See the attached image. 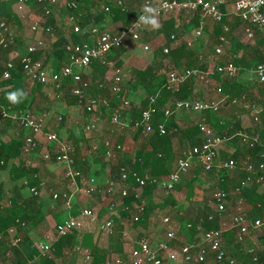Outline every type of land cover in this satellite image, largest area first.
Here are the masks:
<instances>
[{
	"label": "crops",
	"instance_id": "1",
	"mask_svg": "<svg viewBox=\"0 0 264 264\" xmlns=\"http://www.w3.org/2000/svg\"><path fill=\"white\" fill-rule=\"evenodd\" d=\"M89 1L91 2V0ZM84 3H86V1ZM234 3L235 0H223V4L221 5V11L224 14L226 25H228L232 30L229 39L230 45L226 48L225 51L227 52L226 55H224L225 58L224 56L222 57V61H233L237 65L240 73H238V76L235 79L224 78L225 80L233 81V83H231L230 89L228 88V92L224 91L227 94V98L221 105L220 110L227 104L238 106L246 112L247 117H251L250 119L253 121V124H250V121L242 115L237 116L236 120H234L230 126H227L229 123L228 120H224L220 117L218 119H220L219 122H221V124L226 125V129H224L222 133L228 132L229 134H233L236 131H243L251 136L259 134L261 138V134L259 132L260 126H258V123L260 122V115L264 110L260 113L259 121L257 122L253 118V106L257 105L256 107L261 108L264 104L259 105L258 103L250 101L247 91L250 87L256 84L261 85L264 88V84L258 81L254 72L256 66L261 63L258 62V60L264 54V45L258 46L256 44V40L264 37L257 31L255 40L250 42L244 40L247 26L245 23L247 22L236 15ZM20 6L22 7L20 8ZM57 8L58 7L53 10L51 16H44L38 8L35 0H25L22 2L15 0L12 5L14 15L12 18L7 19L15 31L17 35V43L21 47L35 41V39L41 36L47 35L42 31H37L35 33L31 31L30 24L37 17L41 16L42 20H44V26H50V28L53 29L54 32L48 34L49 40L46 38V46L43 49H40L36 54V58L40 59L50 71L61 70L70 62L69 57H67V52V55L65 54L63 58H59L55 54L53 51V44L56 41H59L62 36L66 37L68 43L75 42L74 37L81 31L77 30V27L79 26H75L74 28H71L70 33L67 32V27L70 28V26H72L71 20H75V17L72 16L71 20L65 19L62 14L57 13ZM140 10L141 8L138 9L137 15ZM206 16V14L200 11L174 12L168 15L155 16L160 27L153 29L150 25H145V28L141 32L144 31L143 33H146L154 40L164 34V32H162L164 29H168L167 31H169V35L176 34L178 43H168L167 45H164V47H169L172 52L174 51L175 54L174 56L171 55L168 57L166 62H170L174 66L179 64L178 70H185L184 68L187 66L198 63L199 60L197 61V57L199 59V56L204 55L205 61L207 62L203 63H205L208 67L207 70L212 71L213 74H215L214 69L216 62L215 59L213 60L212 58L218 41L217 43L215 41L212 43L211 37H216L215 40H219L216 28L220 23L215 22V24L211 22V24L209 23L206 25L203 21ZM89 18L91 17H88L87 19ZM112 21L120 27L123 26L121 20ZM244 24L245 26L243 27ZM97 25L103 28L105 26H110L111 24L109 22H102ZM198 32H200V36L198 37L200 40L194 42L197 39L195 34ZM164 37L168 39V35ZM155 53L152 55H143L139 50H136V48L130 47L127 51L122 52L120 56L112 58L114 60L112 63H120L123 65V68L125 67L124 70L128 73L130 68L135 67L136 65L152 63L155 58ZM4 58L7 60L11 59L9 51H4ZM94 65L95 68H75L77 72L82 74L83 79L88 83L86 88L90 87V89L88 88L86 91V88H84V94L87 99L102 98L101 95H109L108 93L110 91V87L112 86V69L110 67L107 68L105 73L101 75L99 71L100 66L97 64ZM22 73L23 77L20 79L19 84L16 81L13 84L0 87L1 95L4 93L6 96L7 93L11 91L24 90L25 94L28 95V105H30L35 100H46V102H48V100L53 98L52 94H54V98L58 99V105H56V103L50 108L52 120L50 122L49 129L58 132L61 141L70 142L74 147V157H77L75 160L76 167L79 166V169H81L83 180L78 181L80 187L79 190L75 192L76 194L73 198L74 203L72 208H68L63 200L54 201L52 199L53 192L71 188L70 179L66 177L65 174V167L56 162L53 158L50 160H45L44 158V153L47 150H51L54 156V154L58 152V144L54 142L49 144L44 140H40L36 148L29 155H26L23 152L24 142H21L20 156L17 158H10L7 162L6 168L0 171V187L2 188L0 203L7 206V203L9 205L11 203V199L18 195L19 200L29 197L33 195L30 192V188L36 187L39 191V195L33 196L38 197L39 205L37 208H40L38 210L40 211L43 219L39 223L24 221L17 225H12L7 229L8 233L6 236L3 233H0V264H20L19 257L13 253L12 248L18 244L22 245L26 238L29 239L27 242L29 244L25 243L24 246L20 247V250L22 251L20 252L21 256H28L31 249L34 248L38 249L41 252V255L50 254V256H53V253L51 252L54 250V242L60 238L57 234L59 225L70 216L78 215L84 208L93 210L96 213L97 219L93 220L90 217H81L80 220L82 225L80 228L75 230H79V234H82L83 232H89L92 234L93 244L100 254V256H98L105 257L103 264H106L107 261L116 257L124 259L125 264H132V252L135 249H139L138 241L142 237H149L152 240L153 247H156L161 241L168 239L169 234H173L176 238V236L179 235V227L182 226V223L180 224L179 220L172 221L169 219L170 213L178 211L180 216L189 217L192 214L196 216L197 213H199L200 208L203 206L213 209L211 201L212 193L214 188L217 186H222L223 184L227 186L225 192L228 194V207L231 205V214L233 213L237 199L242 197L241 191L239 195L237 192V188L240 186V184H238L241 179L240 175L243 173L246 175L247 173L240 167L245 161H248L249 158L254 160V162L259 161V154L262 152V148H260L257 155L241 153L240 156L242 157L239 156L238 168L234 170L215 168L210 172H205L199 163L194 162L189 171L182 176L181 182L177 184L172 191H167L163 185H155L153 188L148 189L144 188L141 194L147 204L146 208L148 209L151 206L156 208L154 209V213L152 212L149 216H147L144 224H135V222L129 220L130 215L129 217L124 215V207L121 204L122 201L124 204H130L133 200L126 202V199L131 195L124 198L118 190L110 193L106 182L109 178H113L120 184L121 188H127L129 193H134V187L132 184L126 182L124 183L119 179L120 165L124 164L126 167L129 166V162L134 159L135 151L144 146V142L148 136L143 135L141 139L135 140L132 135H124L122 132L125 130L119 128V124L114 122V120H109L108 115H105L104 111L101 112L99 109L89 111L86 105L79 103L78 97L73 93L72 89L76 85L75 82L72 89L68 86H61V88H63H60L59 91L55 90L52 84L31 85L24 72ZM213 78V82L216 79H223L218 77L216 78L214 76ZM64 81L65 80H63L62 83H64ZM187 85V93H189V91L192 92L189 97L192 98L197 97V89L200 90V88L204 87L205 84L193 80ZM128 88L129 93L127 99H130L132 103L140 102L141 98L137 96V94H135L136 98H134L135 90H133L130 84ZM137 90H141V88H138ZM87 91H89L90 96L87 94ZM214 95H216V89L211 95L205 94L204 97H199L206 99ZM243 95L246 96V99L242 102V104L233 103L234 98H239ZM110 96H113L112 93ZM171 100H174V98ZM260 101H263L264 103V92ZM49 103L51 104V102ZM168 104L170 105L171 102L169 101ZM20 109L32 108L29 106L27 108H18V110ZM127 113H124L127 115L126 117H128ZM213 114L215 113L180 112L174 114L176 127L180 130L178 131L177 129H174L173 131V147L177 151L178 156L184 149L190 148L188 144L191 138L189 137L190 135L187 130L192 126H197L199 128V124L205 122L212 127L217 134H219L214 127L217 124V119H214ZM218 114L220 113H217V115ZM57 115L64 116L61 123L56 121ZM123 118L124 117L122 116V121H126L123 120ZM237 120L240 123L241 128L235 127ZM1 121L2 123H5V132L11 130V132L5 133L7 136L5 137V141L8 142L11 138L14 139L19 128L8 119H0V122ZM91 121L96 122L97 127L91 134H89L84 130V127ZM98 130H100V132ZM106 140L123 146L122 150H118L116 158L107 157L103 151H89L91 146L94 144L103 146V143ZM196 140V145L202 144L205 140L200 128L199 135ZM231 141L227 143L230 144ZM225 144L222 145L223 147L221 146L219 148L217 163L232 160V157H228L229 155H226L227 158L222 160L221 154ZM145 147L146 151L151 150V146L149 144L146 143ZM15 167L18 168L20 172H23L24 169L31 172L33 178L35 179L34 182L29 184L26 176L14 179L16 171L13 170V168ZM245 177H247V175ZM254 185L255 183H250L246 187L251 188ZM91 186L95 188L93 193L94 195H87L84 190ZM233 195L236 198L235 200ZM242 198L245 200L244 197ZM168 200H170V202H168ZM162 205H164L163 208L161 207ZM245 205L246 213H248L251 209V205L247 201ZM107 219H111L113 221L115 229L114 233H107L101 228L103 222ZM230 219L228 222H230ZM225 221L227 222V220ZM190 227H192V223L187 224V228ZM227 232L229 233L228 235L234 236L233 230H228ZM175 238L172 241L174 246L176 245L174 242ZM17 239H20V241L16 243ZM82 240L83 238L81 235L77 234L74 246H72L71 249H67L62 256L55 257L56 263H89L93 257H90L88 249L81 246ZM193 241L194 240H191L189 242ZM30 244H32V246ZM42 244L51 246L48 252L43 253L41 249ZM87 254L89 255L88 257ZM178 259L181 260L182 258L180 257ZM32 261H36V263L39 264V255H34V258L29 260V264H31Z\"/></svg>",
	"mask_w": 264,
	"mask_h": 264
},
{
	"label": "built area",
	"instance_id": "2",
	"mask_svg": "<svg viewBox=\"0 0 264 264\" xmlns=\"http://www.w3.org/2000/svg\"><path fill=\"white\" fill-rule=\"evenodd\" d=\"M2 1L3 0H0V4ZM19 1L22 2L25 0ZM35 2L44 16H50L53 10L59 6L78 7L77 0H35ZM126 2L127 0H113L114 5L125 10L128 9ZM222 4L223 0H142L141 10L131 25L121 26L116 32L94 25L83 30V32L89 36V40L82 43H67L65 45V51L68 53L70 62L58 71H50L40 59L36 58L37 52L46 46V36H41L35 39V41L21 47L17 43V35L10 23L5 18H0V82L11 78L12 70L15 69L17 63L21 65L31 85L52 84L55 90L60 91L62 81L66 78H72L76 83L73 93L78 97L79 103L86 105L89 111L99 109L103 112V108H108L110 106L109 98L87 99L84 94V88L88 86V83L83 79L82 74L77 72L75 68L88 69L93 60H101L102 63L112 69L111 93L113 96L119 97L122 84L128 79V73L123 67L117 66L109 61L108 57L115 53L117 49L123 47L128 40H140L141 31L145 28L146 24L139 22V17L145 14V7L155 9V16L168 15L174 12L200 11L214 22L222 23L224 19V14L221 11ZM21 7L22 6H20V8ZM234 8L236 15L247 22L245 35L249 40H255L257 31L264 37V0H235ZM104 11L105 13H110L111 5H105ZM30 28L34 33L42 31L47 35L50 34L52 30L50 26H44V20H42L41 16L31 22ZM225 29H227V27H225ZM77 30H81L80 26L77 27ZM198 34H200V32H198ZM170 40L173 44L178 43L174 34L170 36ZM229 45L230 40L227 36L222 35L219 37V42L215 47L212 58L213 60L215 59L216 62L214 72L218 73L222 78L235 79L239 73L237 65L233 61H222L225 50ZM145 49H148V46H145ZM4 51H9L11 56V59H8L6 63L4 62ZM163 51L164 53H169L170 48L165 47ZM199 61L207 62L205 61L204 55L199 56ZM254 72L258 81L264 84V62L259 63ZM213 79V72L207 69H174L168 73L167 88L178 92L183 85L193 80L209 85L213 83ZM226 98L227 94L224 92L221 85L216 88V95L210 98H176L170 105L164 108L165 120L154 124V105H156L157 102V98L154 96L150 98L148 108L143 110L140 120L136 122L134 127L142 128V132L145 135L155 132L159 135H165L167 134L166 118L180 112L219 113L220 107L225 102ZM245 99L246 96L243 95L239 98H234L233 103L242 104ZM130 102L129 99H126L123 102V106L129 108ZM256 106L257 105L253 106V118L258 122L259 115L264 110V106L261 108ZM0 119L12 121V123L19 128L17 134H20V130L23 131V152L26 155H29L36 148L40 140H44L49 144L53 142L58 144V152L54 154V159L65 167V174L66 177L70 179L71 188L53 192L52 199L54 201L63 200L68 208H72L75 192L79 190L80 187L78 181L83 180V175L81 169L76 167L73 153L74 147L70 142L61 141L58 132L49 129L52 120L51 111L43 110L41 112H36L32 109L12 110L11 106L6 107L2 104L0 99ZM63 119V115L56 116L57 122L61 123ZM113 120L122 127L125 126V123L122 121L121 112L116 113ZM96 127V122L91 121L85 125L84 130L91 134ZM199 128L204 136V142L184 149L176 159L173 170L168 176L157 177L146 174L142 177H137V186L134 188L133 193V203L124 204L123 201L121 202L124 211L130 215L129 220L138 222L141 218V214L145 211L147 204L142 198L141 192L148 184L163 185L167 191H172L175 186L181 182L182 176L189 171L194 162L199 163L205 172H210L215 168L230 170L238 168L237 162L233 160L217 163L219 148L236 137L240 138L243 142L249 143L251 147L260 146L262 148V152L259 154V161L254 162V160L249 158V160L245 161L240 167L248 174L246 179L243 180L237 188L238 195L241 189L250 183L259 185L264 191V142H262L259 134L251 136L243 131H236L233 134H229L228 132L217 134L214 129L205 122L200 123ZM122 149V145L114 144L106 140L103 146L94 144L89 151H103L107 157L116 158L118 150ZM44 158L45 160L52 159V151L47 150L44 153ZM120 174L122 179L127 178L128 174L124 166L120 167ZM106 184L110 193L118 190L124 198L131 195L127 188H121L120 184L113 178H109ZM94 191L95 188L93 186L84 190L87 195L93 194ZM30 192L33 195H39V191L36 187L30 188ZM211 201L213 213L209 214L208 219L213 221L217 218L220 223L219 228L206 230L202 225H198L196 229L202 236L200 242H189L179 248H176L172 244L175 238L173 234H169V238L161 241L156 247L152 246V240L149 237H142L138 241L139 249H135L132 252V264H166V261L174 262L180 257L186 262L198 264H237L236 258L228 253L224 247V233L228 230L232 231L235 229L237 242L242 243L252 232H264V217L255 220L248 218L245 210L246 201L242 197H239L234 211L230 215V222H226L224 216H226L228 211V199L227 193L220 186H217L213 190ZM81 217H90L93 220L97 219L96 213L93 210L84 208L78 215L70 216L59 225L57 231L58 237L80 228L82 225L80 220ZM101 228L107 233L115 232L111 219L105 220ZM19 241L20 239H17L16 243ZM50 248L51 246L49 245H41L43 253L48 252ZM247 253L252 256V264H261L260 258L254 249L247 250ZM88 256L87 254V257ZM208 256H211L212 259L208 260ZM31 264L37 263L36 261H32ZM106 264H125V261L121 257H116L107 261Z\"/></svg>",
	"mask_w": 264,
	"mask_h": 264
},
{
	"label": "trees",
	"instance_id": "3",
	"mask_svg": "<svg viewBox=\"0 0 264 264\" xmlns=\"http://www.w3.org/2000/svg\"><path fill=\"white\" fill-rule=\"evenodd\" d=\"M86 1V3H84ZM15 2V0H3L0 4V18L10 19L13 17L14 13L12 10V5ZM78 7L74 8L72 6L66 8L74 15L76 20H79V23L81 24L80 28L81 31L79 34L74 37L75 42L82 43L84 41L89 40V36L86 33H83V30L86 29L84 26V22L87 20L88 17H93L94 21L97 24H101L102 22L106 21L105 18V11L104 6L102 7V11H92L90 6L89 0H77ZM82 5V7L80 6ZM109 5V4H108ZM85 6V7H84ZM95 14H94V13ZM113 20H121L123 23V26H129L132 24V22L135 20V18L138 16L137 12L131 9H121L117 8L115 11H113ZM51 16V15H50ZM48 24V23H47ZM227 27V29H225ZM102 28V27H101ZM168 29H164L162 32H169ZM231 29L228 25H226V20L223 19V22L218 25L216 28L217 35L220 37L222 35H225L229 38L231 35ZM82 33V34H81ZM218 37V38H219ZM219 42V40H217ZM68 43V40L66 37L62 36L59 41H56L53 44V51L59 58H63L66 53L64 47ZM172 44L170 37L167 40V44ZM166 44V45H167ZM256 44L264 45V38H260L256 40ZM165 48V47H164ZM160 48L155 53V58L152 63L145 64V65H136L135 67L130 68L128 71V79L125 83L122 84V90L120 92V96H103L102 98H109L110 100V106L108 108H103L105 115H108L109 120H113V117L116 113L121 112V105L123 102L127 99L128 93H129V84L133 88V90L141 88L144 89L147 96L141 100L138 103L130 102V107L128 111V117L123 113V121L126 123V126H121L119 124V128L125 130L122 132L124 135H132V137L135 140L141 139L143 135H145L142 132V128H135V124L138 120H140L143 110L148 108L150 103V98L156 96L157 102L155 106V113H154V119L153 123L157 124L158 122L164 121V108L168 105V102H173L176 98L178 99H186L190 97V94L192 92L187 90L186 87L188 85H183L181 87L180 91H175L173 89L167 88V82H168V73L174 69H178V65H172L170 62H166L168 57L171 55H175L174 51L171 50L169 53H164L163 49ZM128 47L125 48V46L117 49L115 51V54L113 53L108 57L109 61H114L112 58H116L120 56V54L124 51H127ZM8 52V51H7ZM192 54V53H191ZM114 55V56H113ZM113 56V57H112ZM68 57V55H67ZM191 57V56H189ZM197 57V61H198ZM7 59L4 58V62L6 63ZM258 62H264V54L261 56V58L258 60ZM97 64L100 66V73L101 75L105 73L106 69L109 68V66L102 63L101 60L95 59L93 60L90 67L95 68V65ZM115 64V62H114ZM115 65L121 66V64L116 63ZM89 67V68H90ZM122 67V66H121ZM187 68H202V69H208V67L205 65V63L198 61V63L191 64L187 66L184 69ZM97 70V68H96ZM180 70V69H179ZM183 70V69H181ZM23 70L19 63H17V66L14 70H12L11 78L5 81L0 82V87L13 84L16 81L18 84L20 83V79L23 77ZM214 77L222 78L218 73L213 74ZM224 79V78H223ZM66 81V82H65ZM64 83H62V86H68L70 89H72L74 85V81L72 78L65 79ZM233 81L231 80H224L222 83L224 91L228 92V87L231 85ZM70 85V86H69ZM39 86V85H37ZM76 87V85H75ZM74 87V88H75ZM38 88V87H37ZM63 88V87H62ZM61 88V89H62ZM73 88V89H74ZM90 89V87H88ZM86 88L85 91L88 89ZM72 89V90H73ZM24 92V90H23ZM111 92V87H110ZM25 93V92H24ZM87 94H89V91H87ZM90 96V94H89ZM98 96V95H97ZM92 96V97H97ZM174 100H171L173 99ZM0 99L2 104H4L6 107L11 106L12 110H18V108H27L30 105H28V95H25V98L22 102L17 104H12L8 101L5 94L3 93L1 95L0 93ZM214 119H217V124L214 126L219 134H222L223 130L226 129V125L221 124L220 119H218L217 113L213 114ZM229 124V123H228ZM227 124V126H228ZM166 126H167V134L165 135H159L157 132L146 135L148 138L144 142V146L137 149L134 153V159L133 161L129 162V166H125L124 164L120 165L121 167L124 166L127 170V178L122 179L120 171H119V179L122 182L130 183L135 188L137 186L136 179L137 177H142L146 174H151L153 176L157 177H165L168 176L174 167V163L176 159L179 157L177 151L173 147V137H174V129H177L174 114L170 116L169 118H166ZM258 126H260V134H261V140L264 142V111L260 115V122L258 123ZM236 128H241L240 123L238 120L235 123ZM189 137L191 138L189 142V147H192V145L197 144V137L199 135V128L197 126H192L188 130ZM5 123L0 122V171L4 170L7 166V162L10 158H17L20 156V147L23 143L22 134L23 132L20 130V134H16L15 138H11L8 142L5 141V137H7L5 134ZM87 135V134H86ZM22 142V143H21ZM149 144L151 146V150L146 151L145 145ZM231 143L238 144L247 154L249 155H257L260 151V146H257L255 148L250 147L249 143H245L239 138H234ZM254 155V156H255ZM240 152L234 151L233 157L236 160H233L239 164L237 160H239ZM55 155L53 156L54 159ZM79 168V166H77ZM13 170L16 171V175L14 179L20 178L22 176H26L28 179V183L32 184L34 182L33 175L31 172L26 171L24 169L23 172H20L18 168H13ZM242 172V170H241ZM247 175V173H246ZM244 173L240 175L241 179L239 180L238 184H241V182L246 179V176ZM156 184H148L145 188H153ZM221 188H224L226 191L227 186L223 184L220 186ZM132 191V190H131ZM2 188L0 187V199L2 197L1 195ZM241 196L245 198L247 202L250 203L251 209L248 211L247 216L251 220H255L259 217H264V191L260 188L259 185L255 184L251 188L244 187L241 189ZM228 195V194H227ZM172 199V197H171ZM134 200V194L131 193V196L126 199V202ZM170 202V200H168ZM39 205L38 197L36 196H29L26 198H22L19 200V195L15 198L11 199V203L7 206L0 203V233H3L5 236L7 235V229L11 227L12 225H17L22 222H32V223H39L43 218L40 214V209L37 206ZM164 205L161 207L163 208ZM156 207L151 206L150 208H146L145 211L141 214V218L138 222H135V224H144L146 221L147 216H149L152 212L154 213V209ZM76 213V212H75ZM125 216L129 217V214L127 212L123 211ZM213 213V209L208 208L207 206H203L200 208L199 213L197 215H190L189 217H182L180 216L178 211H173L169 215V219L172 221H180V224L182 223V226H180L179 235L183 236L184 238H190L192 234H196L197 226L202 225L204 229H217L220 227L219 220L216 218L213 221H210L208 219L209 214ZM190 214V213H189ZM192 223V227L187 228V224ZM234 234H236V230H233ZM78 235H81L83 240L81 241V246L85 249L89 250L90 257H93V259L86 264H103L105 257H99V251L96 249L95 245L93 244V238L92 234L89 232H83L82 234H79V230H73L70 233L61 236L58 240L54 242V250L51 252L53 253V256H50V254L41 255V252L34 248L31 249L28 256H21L20 247L24 246L25 243L29 241V239H25V242L21 245L18 244L17 246H14L12 248V251L15 255L19 257V263L20 264H29V260L34 258V255H39V264H57L55 261V257L62 256L67 249H71L72 246L76 243V237ZM229 233L225 232L224 236H227ZM191 239V238H190ZM191 241V240H189ZM29 244V243H27ZM224 244V241H223ZM32 246V244H30ZM257 255L260 258L261 264H264V248L259 249L258 251H255ZM248 254V253H247ZM99 255V256H98ZM248 258L240 263V264H252V256L248 254ZM180 261L182 264L189 263L194 264L193 262H186L183 259L176 260ZM174 262L166 261V264H173ZM85 264V263H84ZM198 264V263H195Z\"/></svg>",
	"mask_w": 264,
	"mask_h": 264
},
{
	"label": "rangeland",
	"instance_id": "4",
	"mask_svg": "<svg viewBox=\"0 0 264 264\" xmlns=\"http://www.w3.org/2000/svg\"><path fill=\"white\" fill-rule=\"evenodd\" d=\"M126 3H127V8L128 9H131V10H134V11L137 12L138 9L141 8L142 0H127ZM107 4L111 5V12L105 14V18H106L105 23L109 22L111 25L110 26H105L103 28L104 29H109L111 31L116 32L119 29L120 26H118V24L113 23V21H112L113 20V14H114L113 11H115L119 7H117L116 5L113 4V0H91V2H90L92 11H102L103 10L102 7L107 5ZM80 7H82V5ZM57 9H58L57 13L58 14H62L65 19L71 20V17L72 16L74 17V15L65 6H59ZM210 20L211 19L208 16H206L203 19V21H204V23L206 25H208L209 23L211 24V22L215 23L212 20L211 21ZM71 21H72V26H70V28L67 27V29H66L67 32H69V33L71 32V28H74L75 26H81V24L79 23V20L75 19V20H71ZM245 24L247 25V23H245ZM245 24L243 25V27L245 26ZM94 25H97V23L92 19V17L87 19L84 22V26L87 27V28H90V27H92ZM68 28H69V30H68ZM53 32L54 31L52 29L51 33H53ZM143 32H141L142 36H141L139 41H130V40H128L126 42V44L124 45L125 48L126 47H128V49L130 47L131 48H136V50H139L140 53L143 54V55H145V54L152 55L158 49L163 48L164 45L167 44V40L169 39V37L172 35L171 33H170L171 35H169V32H164V34L162 36H160L159 38L153 40L152 38H150V36H148L146 33H143ZM167 35H168V37H167L168 39H166L164 37V36H167ZM174 35L176 36V34H174ZM195 35L197 36V39L194 42L199 41L200 39L198 37L200 35L198 33H196ZM244 36H245V38H244ZM244 36H243L244 40H247L249 42L251 41V40H249L246 37V35H244ZM46 38L49 40V35H46ZM176 38H177V36H176ZM215 39H216V37H213V36L211 37L212 43L214 41L217 43V40H215ZM229 39H230V36H229ZM177 40H178V38H177ZM146 45L149 46V49H147V50L144 48V46H146ZM226 52L227 51H225L224 55H226ZM224 58H225V56H224ZM121 66L123 67V65H121ZM126 69H127V67H126ZM224 80L225 79H221V80L216 79L212 84L204 85V87L200 88V90L197 89V92H198V93H196L197 97H199V96L200 97H204L205 94H207V95L210 94L211 95L212 93H214V90L216 89V87H218V85H222V82ZM230 86L231 85H229V87H228L229 89H230ZM247 92L249 94V100L250 101L258 103L259 105L260 104H264L263 101H260V98L262 97L263 92H264V88L261 85H257V84L254 85V86L250 87ZM108 94H111V92L109 91ZM135 94H137V96H139L141 98L140 100H143L147 96V94H146L144 89H141V90L135 89L134 98H136ZM52 97L53 98L48 100V102H46V100L45 101H43V100L42 101L35 100L34 102H32L33 104L32 103L30 104V108H32L34 111L51 110L50 108L53 105H55L56 103H57L56 105H58V99L54 98V94H52ZM49 102H51V104ZM120 107L122 108L121 109L122 112L125 113V114L129 111V108L124 107L123 104ZM219 113L220 114L217 115L218 118L220 117V118H222L224 120H228V122H229L228 125L229 126L234 122V120H236L237 116H239V115H242L244 118H247V120L250 121V124H253V121L250 119L251 117H249V116L247 117L246 112H244L238 106H232V105L227 104V105H225V106H223L221 108ZM210 117H212V116H210ZM210 117H209V119H210ZM98 131L100 132V130H98ZM9 132H11V130H9L7 132H4V134L5 133H9ZM225 145H224V148L222 150L223 152L221 154L222 160L226 159L228 155H229L228 156L229 158L233 157L232 153H234V150L239 151L240 154L241 153L246 154V152L238 144H234V143L228 144L227 143ZM240 157H242V156H240ZM74 158H75V160L77 159L76 156ZM231 159L232 160H236L234 158H231ZM237 161H239V160H237ZM92 195H94V194H92ZM235 199L236 198L234 196V200ZM228 208H229V210L227 211V214L225 216V220H227V222L229 221L230 215H231V209H232L231 205H229ZM190 238L186 239L182 235L181 236L177 235L176 238H175V241H174L175 244H176L175 247L179 248L182 245L189 243V240H194L195 242H200L202 236H201L200 233L196 232V234L195 235L192 234L190 236ZM224 247H225V249L227 250L228 253H230L231 255H233L236 258L237 264H240V263L244 262L249 257L248 254H247V250L254 249L255 251H258L259 249L264 248V232H260V233L259 232H257V233L253 232L252 234H249L244 239V241L242 243H238L237 242L236 234H234V236L233 235L224 236ZM207 259L211 260L212 257L208 256ZM173 264H182V263L180 261L179 262L176 261ZM185 264H189V263H185Z\"/></svg>",
	"mask_w": 264,
	"mask_h": 264
},
{
	"label": "clouds",
	"instance_id": "5",
	"mask_svg": "<svg viewBox=\"0 0 264 264\" xmlns=\"http://www.w3.org/2000/svg\"><path fill=\"white\" fill-rule=\"evenodd\" d=\"M144 15L139 17V22L150 25L153 29H157L160 27L157 19L155 18V9L151 7H145ZM25 93L23 91H11L7 93L6 98L12 104H17L23 101L25 98Z\"/></svg>",
	"mask_w": 264,
	"mask_h": 264
}]
</instances>
